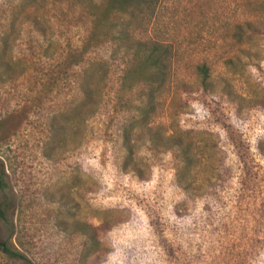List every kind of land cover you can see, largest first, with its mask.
I'll return each mask as SVG.
<instances>
[{"label":"rangeland","instance_id":"rangeland-1","mask_svg":"<svg viewBox=\"0 0 264 264\" xmlns=\"http://www.w3.org/2000/svg\"><path fill=\"white\" fill-rule=\"evenodd\" d=\"M256 4L164 2L156 30L174 43L177 54L170 90L151 120L155 130L160 127L171 134L183 129L201 149L202 137L204 141L211 137L218 148L225 144L216 126L218 116L196 96L186 95L184 90L191 88L184 85L196 87L197 67L207 64L210 79L219 88L228 79L237 90L246 89L248 68L244 74V63L225 61L239 54L230 37L232 25L253 17ZM24 5L32 17L42 19L46 9L40 0ZM22 9L16 0H0V243L19 255L0 251V264H185L184 255L175 254L180 245L206 239L205 232L201 235L206 225L213 223L210 228L216 230L232 222L233 186L227 181L224 189H217L210 212L197 200L187 201L184 211L176 214L184 199L176 187L178 154L157 149L141 132L133 137L129 155L123 129L132 116L114 108L110 100L107 108L88 120L80 145L73 136L75 126H68L66 136L55 133L51 123L72 120L81 69H63L61 63L44 58L45 41L39 28L24 23ZM13 14L18 19L13 54L20 63H5L1 41L7 35L9 41ZM64 19L61 14L53 20L58 39L78 45L82 29ZM88 56L102 58L106 49ZM244 128L251 139L264 134V122L250 120ZM230 175L225 178L231 179ZM88 227H96L92 228L98 238L95 246L85 232ZM245 260L264 264V256Z\"/></svg>","mask_w":264,"mask_h":264},{"label":"trees","instance_id":"trees-1","mask_svg":"<svg viewBox=\"0 0 264 264\" xmlns=\"http://www.w3.org/2000/svg\"><path fill=\"white\" fill-rule=\"evenodd\" d=\"M27 1L36 0H16L26 13L24 23L39 28L45 41L44 58L61 63L63 69H81L76 82L72 120L65 118L59 125L51 123L53 131L66 136L68 126H75L73 136L80 145L88 120L107 108L110 100L114 108H122L132 116L123 129L124 147L129 155L133 137L141 132L149 135L148 141L157 149L165 148L178 154L180 169L176 187L184 199L179 204L181 211L177 210L176 214L184 211L187 201L197 200L203 201L207 205L206 211L210 212L217 189H224L222 185L227 181L233 186L235 201L229 209L232 222L216 230L212 229L213 223L206 225L201 232L203 236L205 232L206 239L180 245L174 253L184 255L185 264H197L201 260L205 264H249L245 257H263L264 134L251 139L244 127L250 120L264 122V45L259 44L264 41V0H246L248 5L257 3L256 14L232 25L230 37L239 54L231 56L225 63H244V74L247 68L250 71L245 78L246 89L237 90L228 79H223L219 88L211 81L207 64L197 67L199 81L196 87L184 85L191 88H185L186 95L196 96L211 108L214 116H218L216 126L225 144L218 148L211 137L206 141L202 137L199 141L204 144L202 149L183 129H174L168 134L162 128L155 130L150 125L170 90L177 54L174 43L166 35L157 33L166 0H40L46 9L42 19L32 17L24 5ZM50 13L54 15L49 17ZM61 14L66 16L64 20L68 25L82 29L83 36L78 45L58 39L53 20ZM17 22V15L13 14L9 41L8 35L1 41L2 53L8 58L5 63H20L13 54L17 37L12 38V34ZM256 47L261 51L254 50ZM99 49H106V56L90 59L88 55ZM229 173L231 179H226ZM1 188L3 177L0 172ZM88 228L83 231L95 246L98 238L92 228L96 227ZM0 251L10 257L19 256L6 243H0Z\"/></svg>","mask_w":264,"mask_h":264}]
</instances>
